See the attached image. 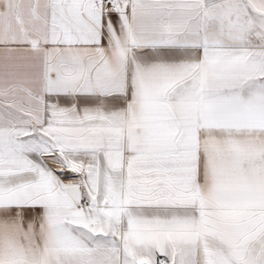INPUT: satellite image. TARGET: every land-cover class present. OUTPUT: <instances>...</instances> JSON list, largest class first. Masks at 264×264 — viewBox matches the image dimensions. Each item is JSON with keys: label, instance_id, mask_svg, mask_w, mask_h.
<instances>
[{"label": "snow or ice", "instance_id": "snow-or-ice-1", "mask_svg": "<svg viewBox=\"0 0 264 264\" xmlns=\"http://www.w3.org/2000/svg\"><path fill=\"white\" fill-rule=\"evenodd\" d=\"M0 264H264V0H0Z\"/></svg>", "mask_w": 264, "mask_h": 264}]
</instances>
